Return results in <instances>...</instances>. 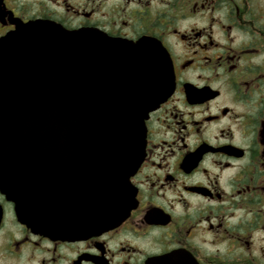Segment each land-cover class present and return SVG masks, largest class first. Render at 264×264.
Returning a JSON list of instances; mask_svg holds the SVG:
<instances>
[{
    "label": "flooded vegetation",
    "instance_id": "af4514ba",
    "mask_svg": "<svg viewBox=\"0 0 264 264\" xmlns=\"http://www.w3.org/2000/svg\"><path fill=\"white\" fill-rule=\"evenodd\" d=\"M34 20L156 41L174 87L145 121L115 226L47 234L54 206L24 204V177L14 200L0 176V264H264V0H0V39Z\"/></svg>",
    "mask_w": 264,
    "mask_h": 264
},
{
    "label": "water",
    "instance_id": "95a60500",
    "mask_svg": "<svg viewBox=\"0 0 264 264\" xmlns=\"http://www.w3.org/2000/svg\"><path fill=\"white\" fill-rule=\"evenodd\" d=\"M172 83L170 63L151 42H117L46 21L20 24L0 40V152L23 153L9 160L31 163L3 175L15 178L14 200L16 178L26 176L24 204L38 196L54 206L51 226L37 229L65 237L113 226L128 214L120 203L144 155V121ZM80 173L86 205L66 214Z\"/></svg>",
    "mask_w": 264,
    "mask_h": 264
}]
</instances>
